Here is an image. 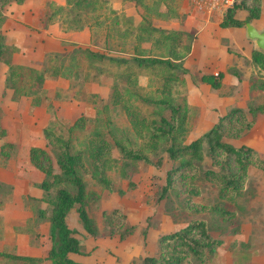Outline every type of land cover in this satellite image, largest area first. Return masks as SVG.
Instances as JSON below:
<instances>
[{
    "label": "rangeland",
    "instance_id": "374dc122",
    "mask_svg": "<svg viewBox=\"0 0 264 264\" xmlns=\"http://www.w3.org/2000/svg\"><path fill=\"white\" fill-rule=\"evenodd\" d=\"M176 1V8L181 14L178 21L157 17L152 12L149 14L144 9L124 0H98L99 10L96 14L100 25H96L95 19L90 17L95 16L94 14L74 15L81 19L82 25L75 23L68 25L60 19V15L54 14L58 6L65 5L66 0H26L23 5L11 4L3 10L6 19L1 26V31L9 44H17L20 48V51L14 55L13 62L37 69L49 67L51 54H59L60 59H65L76 50L86 48L116 57L130 58L136 42L132 34L123 36L121 30L126 28L123 27V23L129 21L138 25L143 15L149 16L156 27L182 31L196 38L198 29L205 25L201 21L208 17L195 11L189 4V0ZM246 14L245 10H241L238 17L244 19ZM188 16H193L195 20L192 19L188 27L190 31H183L181 28L185 26ZM116 19L122 23L119 28L114 24ZM219 20L212 17L208 25L217 26ZM172 22H175L177 27H172ZM261 24L264 25V21ZM242 29L245 30V28ZM208 31L213 32L211 27L203 28L202 40ZM233 34V31L230 33L225 30L222 33L224 37L226 35L231 37ZM223 45L230 49L229 54L237 57L228 71L242 74L246 79L236 88L228 85L222 90L229 96V105L233 103L228 111L238 106L244 109L261 104L263 106V111L256 115L252 129L245 132L240 139L225 138L224 142L237 148L248 147L257 155L263 156L264 89L253 83L264 81V74L250 62L243 60L229 41L223 40ZM142 46L149 49L151 45L147 43ZM7 70L8 67L0 63V116L5 117L4 124L11 131L12 138H17L15 130H37L38 134L41 133L40 144L44 146L43 148L46 146L43 136L45 127H51L52 124L55 126L56 122H59L60 130H56L57 133L68 138L67 128L76 119L81 116L90 120L96 118L97 110L92 102L93 94L99 96V108L112 98L114 81L97 76L95 70L85 68L84 73L72 80L61 77L49 78L45 84L47 99L40 107H33L30 104V98H22L16 103L12 100L13 91L5 88ZM186 75L187 73L184 76ZM139 85L143 87L144 95L152 96L161 83L145 72L139 78ZM173 95L176 103H182L185 97L188 99L186 77L184 85H175ZM139 105L150 117L158 116L160 113L155 107L141 103ZM4 111L6 114H3ZM203 116L204 113H201L198 108L190 107L186 143L203 136L215 125L214 118L212 119L210 115ZM110 120L111 130H108L110 135L121 139L125 144L126 138H129L136 146L142 144V140L134 134L127 115L121 107L112 106ZM95 128V124L91 123L86 130L74 133L72 136L74 150L87 147V138ZM3 140L5 139L0 138V148ZM33 140L39 141L35 137ZM48 148L50 151L51 148ZM206 148L204 167H210ZM5 151L9 153V157L6 159L0 154V170L2 171L0 181L11 185L4 180L12 179L13 190H0V252L17 253L20 249L26 254L45 256L52 243L49 237L42 234L43 224L37 225V210L40 207L46 208L47 205L35 202L30 197L46 195L35 183L41 181L44 174L31 165L27 151L21 152L16 148L7 147ZM116 156L118 157L117 153ZM150 157L154 165L122 160L110 171L112 192H109L91 175H85L88 193L96 197L93 200L89 199L86 208L98 227L99 237L95 239L84 230L75 210L68 216L69 227L76 230V237L85 245L86 250L91 251V254L87 256L88 259L82 260L84 264H143L146 256L159 255L160 240L163 236L186 227L194 220L207 221L210 235L223 242L205 264H264V172L251 167L242 194L233 199L220 198L219 189L215 185L200 182V194L193 197L192 205L187 207L185 197L173 191L163 193L166 186V173L172 167V162L163 148L156 154L151 153ZM158 160L160 164L157 163ZM195 204L206 207L222 206L224 210L231 212L233 217L226 221L219 212L195 211L193 210ZM113 209L124 212L128 217V224L136 227L135 233L126 239H121L120 236V233L125 232V228H116L112 234L111 227L104 220V214L110 213ZM234 230H238L239 233L233 234ZM19 233L29 236L27 243L18 241ZM0 264H5L2 259Z\"/></svg>",
    "mask_w": 264,
    "mask_h": 264
},
{
    "label": "trees",
    "instance_id": "16d2710c",
    "mask_svg": "<svg viewBox=\"0 0 264 264\" xmlns=\"http://www.w3.org/2000/svg\"><path fill=\"white\" fill-rule=\"evenodd\" d=\"M98 0H66L65 5L58 6L55 15L66 24L82 25L77 15H88L100 25L96 12L99 10ZM136 7L152 12L157 17L178 21L181 14L176 8V0H124ZM26 0H0V63L7 67L5 88L13 91L12 100L20 102L22 98H30L33 107L45 103V84L49 78H77L85 68L95 70L96 75L114 81L112 98L98 106L99 96L92 95L96 107V118L90 120L81 116L67 128L68 138L58 134L59 122L43 129L46 140L45 148L32 147L29 152L30 163L44 174L38 187L46 194L42 197L30 196L35 202L47 205L46 209L37 210L38 226L49 223L52 246L43 257L17 255L12 252H0V259L5 264H82L70 258V254L88 256L91 251L76 237V230L67 223L68 215L75 210L84 230L93 238L99 237L98 227L89 216L87 204L89 195L85 175H91L109 192L113 191L109 172L122 160L138 161L147 165L153 164L150 154L158 153L162 148L172 167L166 173V186L163 193L173 191L185 197L187 207L192 205L191 199L200 194V182H209L219 189L220 198L233 199L240 196L249 177V169L254 167L264 172V155L260 156L248 147L239 148L224 142L225 138L240 139L245 132L255 125L256 115L263 111V106L234 108L221 116L218 122L203 136L186 143L188 134V116L190 105L187 97L182 103H176L173 92L175 85L185 84L184 59L189 55L194 40L189 33L177 30L161 29L154 26L152 19L143 15L138 25L126 21L123 23V36L133 35L136 46L130 58L116 57L89 48L76 50L69 58L60 59L59 54H51L49 67L19 65L13 62L14 55L20 51L16 45L7 42L1 26L6 17L3 10L11 5H23ZM241 10L247 12L245 18L238 17ZM151 13V14H152ZM264 13V0H237L222 16V28H245L246 23L259 19ZM75 15V16H74ZM88 17V19L90 18ZM72 19V20H71ZM119 28L122 23L115 20ZM79 26V25H76ZM81 28V27H79ZM121 29V28H120ZM149 43V49L143 44ZM252 62L264 74V52L256 49L252 52ZM147 72L161 83L152 96L143 94L139 78ZM89 75V74H88ZM224 73L203 75L201 80L214 90L223 86ZM264 80V79H263ZM253 85L264 89V81ZM154 94L156 96H154ZM147 104L160 111L158 116H148L139 105ZM112 106L121 107L128 118L134 134L142 140L136 146L129 138L127 143L109 134L111 130L110 112ZM167 112L168 114H164ZM57 118V117H56ZM57 120V119H56ZM96 128L87 138L85 149L74 150L72 136L75 132L86 130L90 124ZM7 137V130L0 116V138ZM14 149L11 142H4L0 154L9 157L5 148ZM51 150L49 151V148ZM205 147L210 160V167H204ZM118 154V157L116 156ZM160 164V161H157ZM13 187L0 181V190ZM191 208V207H190ZM195 211L211 210L219 212L224 219L230 220L233 214L222 206H201L195 204ZM127 215L120 209H113L104 214V220L114 234L116 228H125L120 233L126 239L136 231L134 225L127 222ZM234 230L233 234H238ZM222 240L210 235L207 221L194 220L186 227L165 235L160 240L158 256H146L143 264H205L222 244Z\"/></svg>",
    "mask_w": 264,
    "mask_h": 264
},
{
    "label": "crops",
    "instance_id": "0c3cea01",
    "mask_svg": "<svg viewBox=\"0 0 264 264\" xmlns=\"http://www.w3.org/2000/svg\"><path fill=\"white\" fill-rule=\"evenodd\" d=\"M205 16H207L208 19L201 21V23L205 25L201 26L198 29L199 31L195 35L196 38L193 40L191 51L189 55L184 59V67L187 70V75L185 77L188 87V103L190 107L193 109L198 108V110L201 113H204V116L210 115L212 119L214 118L215 122L217 123L221 116L229 112L228 108L230 107V105L233 104L231 103L229 105L228 102L229 96L225 95V93L222 92V90H224V87L229 85L230 87L236 88L238 85L241 84L242 81L245 82L246 80L242 74L238 75L233 71L232 72L230 71L231 73L228 71L229 68L235 63V59L237 57L234 54H229L230 49L225 45H223V40L229 41L231 45H233L235 52L239 53V55H241V58H243V60H245L248 63L250 62L252 65H254V67L257 66L252 62V52L258 49V47L256 43L253 40L249 39V37L247 36L246 28L245 30L242 28H222L220 26L221 20H219L221 16L218 15H210V16L205 15ZM212 17H215L219 20L217 22V26L208 25L210 24V20ZM192 19H194L193 16H188L185 26L181 28L183 31H190L188 27H190ZM262 21H264V13L259 19L254 20L252 24L257 30L264 32V25L261 24ZM171 26L177 27V24H175V22H172ZM204 27L206 29H209L211 27V30H213V32L211 33L208 31L206 33V37L204 38V40H202L203 38L201 36V33H203ZM221 28L225 30V32L230 31V33H232L233 31L234 33L233 36L228 37L226 35V37H224L222 35L223 30H221ZM15 45L18 46L17 44ZM257 69L259 70L258 67ZM221 72L224 73V79H223V86L220 90L212 89L210 85L203 83L201 80L203 75H210V74L217 75ZM251 88L252 87H250V89ZM236 108L244 109L241 106H238ZM3 114H6V112L4 111ZM4 119L5 117L2 118V124L7 130V137L5 138V140L2 141L3 143L11 142L15 145V148L18 151L21 152L27 151L28 158H29L30 149L32 147H41V148L44 147V146L42 147V144H40L42 142L41 133L39 132L40 134H38L37 130H15V136H17V138L15 137L12 138L11 131L8 130L4 124ZM34 137L37 138V140L39 141L35 142V140H33ZM0 174H2L1 170H0ZM42 180L43 178L41 179V181ZM4 181L13 185L12 179H7ZM41 181L35 183L39 184L41 183ZM34 197H41V196H34ZM42 208L46 209L45 207ZM67 223H68V217H67ZM41 231L43 232L42 233L43 235H46V237L47 238L49 237L51 240L49 223L43 224V228L41 229ZM28 240H29L28 235H24V233L23 234L19 233V237H18L19 242L27 243ZM23 245L26 246V244ZM18 252L16 253L17 255L43 257L41 255L37 256V255L26 254L22 252L20 249L18 250ZM69 256L74 261L80 262L82 264H84L82 261L83 259H88L87 256L77 255V254H70Z\"/></svg>",
    "mask_w": 264,
    "mask_h": 264
},
{
    "label": "built area",
    "instance_id": "2783aa9c",
    "mask_svg": "<svg viewBox=\"0 0 264 264\" xmlns=\"http://www.w3.org/2000/svg\"><path fill=\"white\" fill-rule=\"evenodd\" d=\"M189 2L201 14L223 16L237 0H189Z\"/></svg>",
    "mask_w": 264,
    "mask_h": 264
},
{
    "label": "water",
    "instance_id": "95a60500",
    "mask_svg": "<svg viewBox=\"0 0 264 264\" xmlns=\"http://www.w3.org/2000/svg\"><path fill=\"white\" fill-rule=\"evenodd\" d=\"M245 28L249 39L253 40L258 49L264 52V32L257 30L251 23H246Z\"/></svg>",
    "mask_w": 264,
    "mask_h": 264
}]
</instances>
